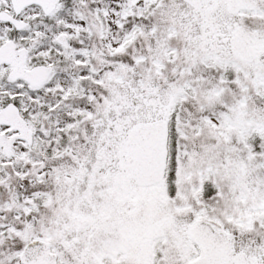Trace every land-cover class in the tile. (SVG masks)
I'll use <instances>...</instances> for the list:
<instances>
[{
    "label": "snow or ice",
    "instance_id": "6c2138e0",
    "mask_svg": "<svg viewBox=\"0 0 264 264\" xmlns=\"http://www.w3.org/2000/svg\"><path fill=\"white\" fill-rule=\"evenodd\" d=\"M0 264H264V0H0Z\"/></svg>",
    "mask_w": 264,
    "mask_h": 264
}]
</instances>
